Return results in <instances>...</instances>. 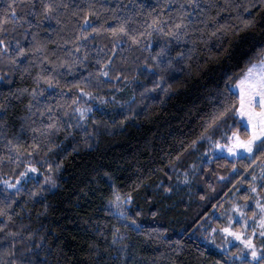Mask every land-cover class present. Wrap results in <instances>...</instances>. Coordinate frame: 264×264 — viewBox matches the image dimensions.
Instances as JSON below:
<instances>
[{
	"label": "trees",
	"instance_id": "trees-1",
	"mask_svg": "<svg viewBox=\"0 0 264 264\" xmlns=\"http://www.w3.org/2000/svg\"><path fill=\"white\" fill-rule=\"evenodd\" d=\"M196 3L0 0V182L29 165L43 175L0 185V264H264L194 235L239 186L249 199L264 153L216 157L178 187L205 135L245 134L232 112L212 121L239 107L233 86L264 51V0Z\"/></svg>",
	"mask_w": 264,
	"mask_h": 264
},
{
	"label": "rangeland",
	"instance_id": "rangeland-1",
	"mask_svg": "<svg viewBox=\"0 0 264 264\" xmlns=\"http://www.w3.org/2000/svg\"><path fill=\"white\" fill-rule=\"evenodd\" d=\"M233 90L237 92V94L239 93L238 82L233 86ZM87 98L89 100L92 99L91 96ZM86 109H89L87 105ZM238 118L241 121L242 118L239 116ZM232 132L233 131L229 127L222 126L215 132L205 135L200 140L195 146L197 157L194 162L191 163L188 170L180 172L178 187L188 184L202 164L210 162L216 157L227 156L231 159H237L233 158L228 153L221 154L219 150H215V154L213 153V142L221 144L228 143L229 141L227 137H230ZM208 137H210V139H208ZM249 155L251 156L252 154ZM240 157L244 156L241 155ZM31 166L36 169V171L29 170L28 166L26 171L19 178L15 180L3 179L0 182V185L6 186L10 189H17L29 179L39 178V176L42 175L41 170L35 165ZM253 176H255L256 179H252L253 183L248 189L249 199L244 201L241 195L242 187L239 186L228 198L227 205L221 211L214 210L200 224L194 235L209 248L221 253L229 252L232 247L236 246V253L233 255L234 258H248L256 263L261 259L253 260L251 257V249H248L242 240L222 231L223 228L230 227L233 231L242 232L243 239L251 240L256 247V251L260 253L261 256H264V219H262L264 218V211L257 206V201L259 204L264 205V192L262 191L264 188V163L255 167ZM45 182L53 188L56 187L57 184V182L51 178H47ZM12 185H15V187H12ZM253 187H255L256 191H252ZM121 205L125 210L130 207L129 203L124 204L123 200H121ZM112 206L116 209L115 200L112 202ZM237 206H239V212L236 210ZM240 212L244 213L242 217L240 216ZM213 229H216V231L213 232Z\"/></svg>",
	"mask_w": 264,
	"mask_h": 264
},
{
	"label": "snow or ice",
	"instance_id": "snow-or-ice-1",
	"mask_svg": "<svg viewBox=\"0 0 264 264\" xmlns=\"http://www.w3.org/2000/svg\"><path fill=\"white\" fill-rule=\"evenodd\" d=\"M190 3L193 4L194 8H199L200 5L196 3V0H190ZM53 5L49 3L46 6V11L48 15L45 16V19H52L51 11ZM12 17H15V12L11 13ZM8 21V16H5L2 20H0V29L3 28L4 23ZM85 26H91L90 20L84 21ZM93 31H96L93 29ZM113 34L117 33V29H111ZM118 31L120 33H124L128 35V29L123 24L119 26ZM83 37L82 39H86ZM135 39V37H133ZM2 43V42H0ZM8 45L4 44L3 49H7ZM163 52V49H161ZM17 55L23 56L25 55V50L19 47V42L17 41ZM110 63V61H109ZM71 67V65L69 66ZM107 67V65H106ZM103 76H108L109 73L107 71L102 70ZM119 79V77H117ZM239 107L237 108L235 104H231L228 101L224 102L222 111L219 112L218 116L212 121L213 124L216 123V120L222 119L227 116L229 112H232L234 116H239L241 119V124L245 128V134L241 135L239 131H233L230 137H227L228 143H218L213 142V153L215 154V150H219L221 154L228 153L233 158H240L241 155L246 159L254 158L256 152L264 153V51H260L256 53V58L254 60H250L246 68L242 71L239 80ZM48 86L51 88H55L56 85L52 83L51 79H48ZM226 89L230 87V85L226 84ZM81 93H84L86 96H91V93H87L83 88L79 89ZM225 95H228V92H225ZM76 103V101H73ZM78 114L83 118L86 112L84 107H79L75 109ZM87 111H91V109H87ZM210 139V137H208ZM249 154H252L251 156ZM29 170L36 171L31 165H29ZM253 180L256 179L255 176L252 177ZM15 187V185H12ZM252 191H256L255 187L252 188ZM122 196L119 192L115 194V207L117 209V215L127 217V211L121 205ZM132 197L130 195L123 197L124 204L131 203ZM110 203H112L110 201ZM257 206L264 211V205L259 204L257 201ZM239 212V206L236 209ZM4 212L0 210V215H3ZM244 215L243 212H240V216ZM264 219V218H262ZM216 229H213L215 232ZM223 232L230 234L237 239L243 241L244 245L251 249V257L253 260L264 259V256H261L260 253L256 251L255 245L251 240H244L242 232L233 231L230 227H225L222 229ZM113 242H116V237H113Z\"/></svg>",
	"mask_w": 264,
	"mask_h": 264
}]
</instances>
